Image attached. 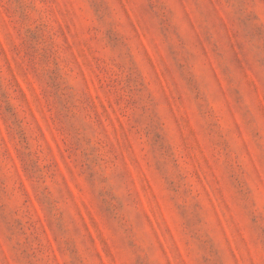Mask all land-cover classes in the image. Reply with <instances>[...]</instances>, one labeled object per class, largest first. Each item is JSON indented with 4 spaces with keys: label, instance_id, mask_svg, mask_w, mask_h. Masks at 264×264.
<instances>
[{
    "label": "rangeland",
    "instance_id": "rangeland-1",
    "mask_svg": "<svg viewBox=\"0 0 264 264\" xmlns=\"http://www.w3.org/2000/svg\"><path fill=\"white\" fill-rule=\"evenodd\" d=\"M0 264H264V0H0Z\"/></svg>",
    "mask_w": 264,
    "mask_h": 264
}]
</instances>
